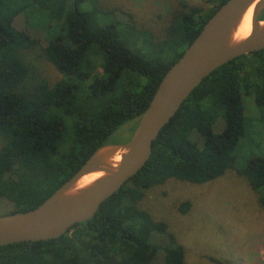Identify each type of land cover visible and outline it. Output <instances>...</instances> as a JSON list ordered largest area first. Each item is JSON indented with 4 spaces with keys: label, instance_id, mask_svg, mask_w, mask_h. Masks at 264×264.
I'll return each instance as SVG.
<instances>
[{
    "label": "trees",
    "instance_id": "16d2710c",
    "mask_svg": "<svg viewBox=\"0 0 264 264\" xmlns=\"http://www.w3.org/2000/svg\"><path fill=\"white\" fill-rule=\"evenodd\" d=\"M83 1L0 0V198L12 203L4 214L37 207L109 143L112 133L131 121L135 131L166 72L229 0H207V7L183 3L186 9L170 34L157 43L161 52L174 55L154 58L129 46L119 20L104 23L96 2L81 10ZM20 15L43 21L46 58L66 75L55 84L27 83L29 67L21 54L38 41L17 27ZM125 24L137 33L133 44L140 36L141 46L152 41L145 30ZM245 95L264 109V48L205 77L160 131L147 163L93 217L59 238L0 245V264H186L185 246L168 222L154 218L139 201L171 177L205 183L233 169L245 132ZM220 117L224 127L216 133ZM238 172L254 190L264 188V156ZM260 201L264 206L263 195ZM189 207L185 201L180 209ZM156 236L167 243L161 246Z\"/></svg>",
    "mask_w": 264,
    "mask_h": 264
},
{
    "label": "rangeland",
    "instance_id": "374dc122",
    "mask_svg": "<svg viewBox=\"0 0 264 264\" xmlns=\"http://www.w3.org/2000/svg\"><path fill=\"white\" fill-rule=\"evenodd\" d=\"M97 6L98 16L104 23L120 21L119 28L125 34L129 46L147 58L171 57L174 52L160 51L158 41L164 40L173 28L179 13L186 9L184 4L208 6L207 0H85L79 4L81 10ZM111 11V12H107ZM113 12V13H112ZM264 13V10L263 12ZM20 15L16 25L38 42L22 52V58L29 67L27 83L32 85L39 79L55 84L66 77L46 58L48 44L46 31L40 26L42 20ZM145 30L152 41L142 45L140 36L133 44L137 33L127 29L126 24ZM127 31H132V34ZM125 31V32H124ZM128 33V34H127ZM246 123L244 135L236 148L233 169L222 176L205 182L193 183L176 177L156 184L146 190L139 201L156 219L168 222L169 229L186 249V264H216L211 257L242 264H264V188L254 190L248 179L238 171L256 157L264 156V109L259 108L252 95H245ZM131 121L120 127L109 137V143H122L134 134ZM224 120L220 117L214 124V131L220 132ZM190 207L186 212L180 209L183 202ZM12 210V203L0 198V214ZM161 246L167 243L163 236H156ZM164 250L159 252V261Z\"/></svg>",
    "mask_w": 264,
    "mask_h": 264
},
{
    "label": "water",
    "instance_id": "95a60500",
    "mask_svg": "<svg viewBox=\"0 0 264 264\" xmlns=\"http://www.w3.org/2000/svg\"><path fill=\"white\" fill-rule=\"evenodd\" d=\"M252 5L253 30L234 42L233 33ZM263 10L264 0H229L222 5L166 72L132 137L101 146L37 207L0 215V245L59 238L76 223L93 217L147 163L160 131L205 77L235 57L264 48ZM117 155L120 161L114 160ZM98 171L105 173L84 187L76 186L84 175Z\"/></svg>",
    "mask_w": 264,
    "mask_h": 264
},
{
    "label": "bare ground",
    "instance_id": "6f19581e",
    "mask_svg": "<svg viewBox=\"0 0 264 264\" xmlns=\"http://www.w3.org/2000/svg\"><path fill=\"white\" fill-rule=\"evenodd\" d=\"M253 9H254V5L250 6L249 9L242 16L239 24L237 25L233 33L234 42H239L251 34L253 30V23H252ZM120 159H121V155H117L114 158L115 161H120ZM104 173H105L104 171H98V172H92V173L86 174L82 178L79 179L76 186L84 187L90 184L91 182H93L95 179L104 175Z\"/></svg>",
    "mask_w": 264,
    "mask_h": 264
}]
</instances>
